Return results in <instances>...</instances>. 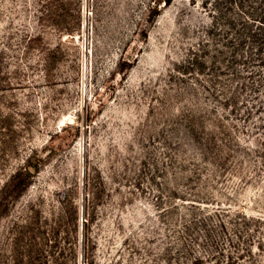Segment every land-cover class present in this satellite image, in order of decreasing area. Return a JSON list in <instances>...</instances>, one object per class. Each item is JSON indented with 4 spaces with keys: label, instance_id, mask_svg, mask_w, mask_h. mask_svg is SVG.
Segmentation results:
<instances>
[{
    "label": "rangeland",
    "instance_id": "obj_1",
    "mask_svg": "<svg viewBox=\"0 0 264 264\" xmlns=\"http://www.w3.org/2000/svg\"><path fill=\"white\" fill-rule=\"evenodd\" d=\"M0 264H264V0H0Z\"/></svg>",
    "mask_w": 264,
    "mask_h": 264
}]
</instances>
